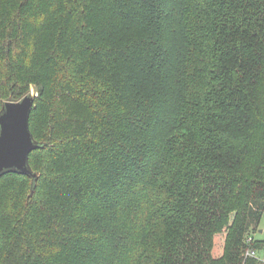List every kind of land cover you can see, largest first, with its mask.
Here are the masks:
<instances>
[{"label":"trees","instance_id":"16d2710c","mask_svg":"<svg viewBox=\"0 0 264 264\" xmlns=\"http://www.w3.org/2000/svg\"><path fill=\"white\" fill-rule=\"evenodd\" d=\"M31 85L44 146L33 192L0 177V264H244L264 0H0V111Z\"/></svg>","mask_w":264,"mask_h":264},{"label":"water","instance_id":"95a60500","mask_svg":"<svg viewBox=\"0 0 264 264\" xmlns=\"http://www.w3.org/2000/svg\"><path fill=\"white\" fill-rule=\"evenodd\" d=\"M36 95L28 93L21 100L5 101L0 111V177L12 172L32 177V192L38 174L31 168L30 153L44 146L37 142L29 127Z\"/></svg>","mask_w":264,"mask_h":264},{"label":"built area","instance_id":"2783aa9c","mask_svg":"<svg viewBox=\"0 0 264 264\" xmlns=\"http://www.w3.org/2000/svg\"><path fill=\"white\" fill-rule=\"evenodd\" d=\"M246 248L243 252L245 255V262L247 259L257 260L261 264H264V249L256 247L254 244L257 241L255 237L252 236V233H249L246 238Z\"/></svg>","mask_w":264,"mask_h":264},{"label":"rangeland","instance_id":"374dc122","mask_svg":"<svg viewBox=\"0 0 264 264\" xmlns=\"http://www.w3.org/2000/svg\"><path fill=\"white\" fill-rule=\"evenodd\" d=\"M28 92L36 95V88L34 85H31ZM252 236L257 240L264 241V214L262 215L260 221L258 222L256 228L253 230Z\"/></svg>","mask_w":264,"mask_h":264}]
</instances>
